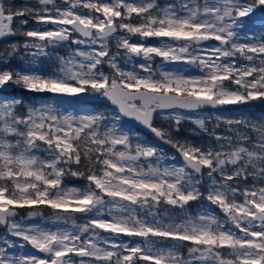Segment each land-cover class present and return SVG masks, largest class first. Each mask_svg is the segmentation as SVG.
I'll return each mask as SVG.
<instances>
[{
	"label": "snow or ice",
	"instance_id": "6c2138e0",
	"mask_svg": "<svg viewBox=\"0 0 264 264\" xmlns=\"http://www.w3.org/2000/svg\"><path fill=\"white\" fill-rule=\"evenodd\" d=\"M17 36L0 50V264H264V118L209 130L203 112L264 103V0H0V41ZM11 86L111 110L25 107ZM185 122L211 142L179 139Z\"/></svg>",
	"mask_w": 264,
	"mask_h": 264
},
{
	"label": "rangeland",
	"instance_id": "374dc122",
	"mask_svg": "<svg viewBox=\"0 0 264 264\" xmlns=\"http://www.w3.org/2000/svg\"><path fill=\"white\" fill-rule=\"evenodd\" d=\"M25 4H32L35 2V0H23ZM23 6V5H22ZM34 26V22L33 21H30L29 22V25L25 26L26 28H31ZM51 27V26H50ZM251 27V26H250ZM24 38L23 37H19L17 36L13 41H10L8 43H12V42H18V41H22ZM150 43H158L157 41H149ZM6 47V44H3L0 46V50H3V48ZM54 51H57V52H60L61 54H65L64 53V50L61 48V49H56ZM25 59L26 58H21V57H13L11 58L10 60L7 61V66L8 67H11L13 69H20V70H28L29 66L25 63ZM154 63H159V59H157ZM5 64L3 63H0V68L4 67ZM55 67V63L54 61H51V60H41L40 62V66L39 68H37L36 70H39V71H42L44 72L45 74L49 73L52 71V69ZM169 69H172V68H175L177 70H181V69H184V68H187L188 71L193 74V75H196L198 74V70L194 67H189L187 65H168L167 66ZM5 91L11 95L12 97H16V98H19L21 99L23 102H24V106H30L32 104H40V103H51V102H55V103H58V104H61V105H65V106H68L70 108H76V109H82L84 111H93V110H99V111H110L111 108H108L106 106H91V105H82L80 103H78L75 98H65L63 100H56L54 101V99L47 95V94H36V93H31V92H28V91H25L23 88L21 87H18V86H11L7 89H5ZM25 96V99H23L22 97ZM256 105L255 107H253V109H251L252 111L254 110H260V108L258 106H262V103L260 102H255ZM258 108V109H257ZM219 115H222V116H225V117H229V118H232L230 117L229 115H226L224 113H218ZM259 118H264V116H258ZM211 121H216L215 120V115H212V119H210L209 121H207V124L206 126L208 127V123L211 122ZM163 122L157 120V124L160 125L162 124ZM193 126V128L195 127V125L191 124L190 122H185L182 127H190V125ZM163 126H167L166 124H164ZM125 127L130 129L131 131L137 133L140 137L141 140L143 141H146V142H155L153 140H151L149 137L147 136H144L142 133H140L139 131L135 130L128 122L125 123ZM181 127V128H182ZM215 127V125H214ZM225 127L226 126H221L220 129H217V131H224L225 130ZM207 134V133H205ZM208 135V134H207ZM209 136V135H208ZM166 150V149H165ZM167 151V150H166ZM169 154H171L169 151H167ZM177 163L178 160H177ZM81 182V179H78V178H66L65 180V183L69 186V187H80V188H83L85 185H86V181H84L82 179V182ZM206 203V202H205ZM200 209L197 207V206H193L192 208V211L195 213L196 211H199ZM50 209H44V212H45V215H47L48 213H50ZM23 214H26V210H22ZM217 213H219V210L217 209L216 210ZM22 214V215H23ZM19 219V217H18ZM83 221H81L82 223ZM27 223H41V221L39 220V218H36V219H33V220H28ZM5 232V229H0V234H3ZM26 251H34L30 248V246H28V248H26Z\"/></svg>",
	"mask_w": 264,
	"mask_h": 264
},
{
	"label": "flooded vegetation",
	"instance_id": "af4514ba",
	"mask_svg": "<svg viewBox=\"0 0 264 264\" xmlns=\"http://www.w3.org/2000/svg\"><path fill=\"white\" fill-rule=\"evenodd\" d=\"M11 3L17 5V6H22L24 5V1L23 0H11ZM16 37H13L12 39L3 42L0 44H7L10 41H13ZM105 106L103 104H94L91 106ZM256 103L254 102L251 105H246V106H232V108L225 110V111H218V112H204V113H209V114H218V113H224L226 115H229L232 118H240L242 116H246L250 119H258V116H264V103H262V106H258L260 108V110H254L252 111L251 109H253V107H255ZM258 109V108H257ZM212 119V118H211ZM216 124V121H211L208 123V128L209 130H212L214 128V125ZM190 125V124H189ZM134 128V127H133ZM135 129V128H134ZM193 129H195V127L193 128V126L190 125V127L186 126V127H182L181 131L178 134V138L181 140H187L191 143H195V144H200V145H207L211 142L210 137L202 132H199V130H196V132H193ZM136 130V129H135ZM139 131V130H137ZM140 132V131H139ZM142 133V132H140ZM143 134V133H142ZM144 136L149 137L151 140L156 141V139L151 136V135H145ZM167 151H169L171 154L174 152L171 149H168L167 147L163 146ZM178 162L180 163L181 161L178 158ZM21 214H23L22 210H21ZM0 229H3L2 226H0Z\"/></svg>",
	"mask_w": 264,
	"mask_h": 264
},
{
	"label": "water",
	"instance_id": "95a60500",
	"mask_svg": "<svg viewBox=\"0 0 264 264\" xmlns=\"http://www.w3.org/2000/svg\"><path fill=\"white\" fill-rule=\"evenodd\" d=\"M13 37H10V38H7L6 41L12 39ZM6 41H0V44L3 43V42H6ZM75 100L82 104V105H94V104H103L105 105L106 107L108 108H111V105L103 100V99H100V98H94V97H88V96H84V97H76ZM232 108L231 107H226V108H221V109H211V108H207V109H204L203 112H218V111H225V110H228ZM132 127H134L136 130H139L140 132H142L143 134L145 135H151L154 137V135L149 131L147 130L146 128H144L143 126L141 125H138V124H135V123H132V122H128ZM155 138V137H154ZM156 139V138H155ZM168 149H171L170 147L166 146ZM173 150V149H171ZM174 151V150H173Z\"/></svg>",
	"mask_w": 264,
	"mask_h": 264
},
{
	"label": "trees",
	"instance_id": "16d2710c",
	"mask_svg": "<svg viewBox=\"0 0 264 264\" xmlns=\"http://www.w3.org/2000/svg\"><path fill=\"white\" fill-rule=\"evenodd\" d=\"M22 98L25 99V96H23ZM81 182H82V179H81ZM81 182H80V183H81Z\"/></svg>",
	"mask_w": 264,
	"mask_h": 264
}]
</instances>
